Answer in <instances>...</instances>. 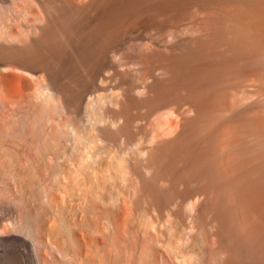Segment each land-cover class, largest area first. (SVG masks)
Masks as SVG:
<instances>
[{
    "label": "bare ground",
    "instance_id": "obj_1",
    "mask_svg": "<svg viewBox=\"0 0 264 264\" xmlns=\"http://www.w3.org/2000/svg\"><path fill=\"white\" fill-rule=\"evenodd\" d=\"M0 264H264V0H0Z\"/></svg>",
    "mask_w": 264,
    "mask_h": 264
}]
</instances>
